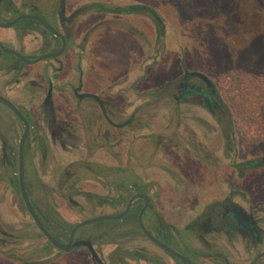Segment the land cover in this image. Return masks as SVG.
<instances>
[{
	"label": "flooded vegetation",
	"instance_id": "obj_1",
	"mask_svg": "<svg viewBox=\"0 0 264 264\" xmlns=\"http://www.w3.org/2000/svg\"><path fill=\"white\" fill-rule=\"evenodd\" d=\"M164 28L142 2L0 0L3 258L264 264V153L183 50L162 80Z\"/></svg>",
	"mask_w": 264,
	"mask_h": 264
},
{
	"label": "rangeland",
	"instance_id": "obj_2",
	"mask_svg": "<svg viewBox=\"0 0 264 264\" xmlns=\"http://www.w3.org/2000/svg\"><path fill=\"white\" fill-rule=\"evenodd\" d=\"M114 5L142 2L162 16L166 34L162 44V80L169 68L181 67L180 50L195 66L215 78L226 101L231 105L236 125L243 133L250 153H264V94L253 95L258 110L252 119L238 113L230 97L234 74L238 71L264 78V0H111ZM136 16L126 19L143 29ZM138 23V24H137ZM145 32L154 38L150 24ZM163 33V32H162ZM169 59V60H168ZM168 60L167 62H165ZM175 62V63H174ZM165 67V68H164ZM167 69V70H164ZM237 102V99H235ZM234 102L235 106L236 103ZM260 179L264 192V168ZM259 179V180H260ZM0 264H16L0 255ZM53 264H65L63 258Z\"/></svg>",
	"mask_w": 264,
	"mask_h": 264
},
{
	"label": "trees",
	"instance_id": "obj_3",
	"mask_svg": "<svg viewBox=\"0 0 264 264\" xmlns=\"http://www.w3.org/2000/svg\"><path fill=\"white\" fill-rule=\"evenodd\" d=\"M233 77L235 79V87L232 89L230 97L232 105H234L238 113L245 114L246 120L252 119L258 112L253 95L256 93V90L261 95L264 94V78L256 80L253 75L243 71H238ZM235 99H237V102H235Z\"/></svg>",
	"mask_w": 264,
	"mask_h": 264
},
{
	"label": "water",
	"instance_id": "obj_4",
	"mask_svg": "<svg viewBox=\"0 0 264 264\" xmlns=\"http://www.w3.org/2000/svg\"><path fill=\"white\" fill-rule=\"evenodd\" d=\"M21 190H22L23 195H24V198H25V194H24V191H23V187H21ZM24 201H25V203H26L28 209L30 210L32 216L34 217V214H33L32 210H31L30 205H29L28 201L26 200V198L24 199ZM94 221H98V220H93V221H91V222H94ZM91 222H86V223H84V224H88V223H91ZM44 234H45V233H44ZM45 235H46L47 238H48L51 242H53L58 248H60V249H62V250H65V249H66V247H64V246L59 245L58 243H56V242H55L52 238H50L47 234H45Z\"/></svg>",
	"mask_w": 264,
	"mask_h": 264
}]
</instances>
